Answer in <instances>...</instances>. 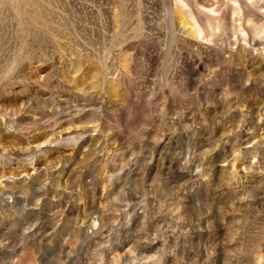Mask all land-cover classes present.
I'll return each mask as SVG.
<instances>
[{
	"label": "rangeland",
	"instance_id": "obj_1",
	"mask_svg": "<svg viewBox=\"0 0 264 264\" xmlns=\"http://www.w3.org/2000/svg\"><path fill=\"white\" fill-rule=\"evenodd\" d=\"M0 264H264V0H0Z\"/></svg>",
	"mask_w": 264,
	"mask_h": 264
}]
</instances>
